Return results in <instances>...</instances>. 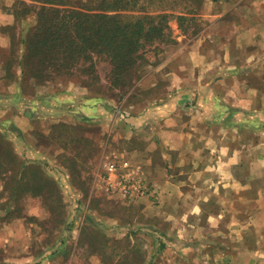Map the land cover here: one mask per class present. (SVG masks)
<instances>
[{"label":"crops","instance_id":"crops-1","mask_svg":"<svg viewBox=\"0 0 264 264\" xmlns=\"http://www.w3.org/2000/svg\"><path fill=\"white\" fill-rule=\"evenodd\" d=\"M12 2L0 0V63L12 46L13 35L5 30L17 25L8 9ZM199 9L200 14L187 17L192 25L204 20L195 34L193 27L181 28L174 21V41L160 47L156 64L146 66V76L171 79L167 86L171 90L163 97L124 102L117 109L113 99L90 92L86 85L60 83L51 91L53 97L29 98L34 109L22 112L14 101L21 70L14 66L15 77L1 82L0 123L22 134L30 151L36 146L27 140L29 131L48 135L61 123L93 122L104 128L122 122L119 135L144 143L130 150L140 164L126 160L121 168L128 167L140 177L158 175L162 189L172 190L165 199L170 196L178 210L189 213L192 204V211L202 207L218 221L235 217L239 246L260 256L264 250V0H202ZM33 13L25 14L18 40L34 27ZM159 13L165 12L151 14ZM0 72L4 73L1 64ZM62 102L70 106L67 111H58ZM35 105L44 110L37 112ZM199 183L206 188L203 195L184 187ZM194 199L202 201L201 206L192 203ZM20 217L0 220V251L8 254L0 263L30 264L29 255L22 252L29 242L28 228ZM247 232L254 238L250 242L244 237Z\"/></svg>","mask_w":264,"mask_h":264},{"label":"rangeland","instance_id":"rangeland-1","mask_svg":"<svg viewBox=\"0 0 264 264\" xmlns=\"http://www.w3.org/2000/svg\"><path fill=\"white\" fill-rule=\"evenodd\" d=\"M35 4L31 0H13L8 8L17 19L14 30H5L13 35L14 56H11L15 57V67L21 54L17 41L19 26L26 14L24 10ZM70 4L79 7L96 3L95 0H71ZM201 4L202 0H130L128 6L132 10L128 13L131 16L154 12L167 14L165 22L170 32L165 40L148 44L143 58L132 70H127L116 85L110 84L111 65L105 56L94 57L89 66L88 63L77 64L70 73L53 76L44 83L26 77L18 85L14 100L17 107L22 112L33 111L29 98L35 94L53 97L51 91L60 83L86 85L90 92L113 99L117 109L124 102L163 97L171 90L167 88L171 79L146 76V66L156 64L160 47L174 41V21L181 28L193 27V34L204 24V20H195L194 25L187 20L190 14L201 13ZM35 22L33 17L30 23L35 25ZM2 73L0 90L4 89ZM46 86L51 94L43 89ZM23 97L28 99H21ZM67 107L70 106L62 102L58 111H67ZM36 109L37 112L44 110L38 105ZM9 127V124L0 123V135H4V142L13 148L16 159L9 163L8 157L6 161L2 158L5 152L0 156V220L23 218L29 242L22 252L29 255L30 264H264V250L263 255L256 256L253 249L239 246L240 233L235 230V217L226 216L218 221L202 207L199 212L192 211V204L189 213L178 210L170 196L165 199L172 190L162 189L156 180L158 175L151 177L146 173V177H140L128 167L121 168L126 160L140 164L139 156H132L134 151L130 150L143 147L144 143L141 138L128 140L123 134L119 135L123 131L122 122L104 128L93 122L61 123L48 135L40 130L29 131L27 140L36 146L30 151L25 149L26 138L10 131ZM0 150L3 151L1 145ZM23 160L27 166L19 177L17 172ZM110 164H114V171L108 170ZM124 172L130 173L136 181H143L148 188L147 194L132 189L124 195L119 190ZM39 185L43 190H39ZM187 186L184 185L198 195L206 190L200 183ZM195 202L199 206L202 204L194 199L192 203ZM244 235L247 242L254 239L250 232ZM7 256L6 250L0 251V261Z\"/></svg>","mask_w":264,"mask_h":264},{"label":"trees","instance_id":"trees-1","mask_svg":"<svg viewBox=\"0 0 264 264\" xmlns=\"http://www.w3.org/2000/svg\"><path fill=\"white\" fill-rule=\"evenodd\" d=\"M31 1L36 3L35 7L27 6L24 13L35 11L36 24L23 31L17 41L23 49L17 62L21 70L20 83L26 77L44 83L53 76L70 73L77 64L88 63L89 66L94 57L105 56L111 65L110 84L116 85L120 77L143 58L148 44L165 40L170 32L165 13L129 15L130 0H95L96 4L79 7L72 6L71 0ZM11 55L14 56L12 46L3 64L2 79L7 81L15 77L16 61ZM9 128L11 131L12 126ZM0 145L3 148L0 156L5 152L2 155L5 161L6 157L9 163L15 161L16 154L4 142V135H0ZM26 166L21 161L17 176L23 175L21 170ZM8 169L10 167H5ZM12 197L15 198V194Z\"/></svg>","mask_w":264,"mask_h":264},{"label":"built area","instance_id":"built-area-1","mask_svg":"<svg viewBox=\"0 0 264 264\" xmlns=\"http://www.w3.org/2000/svg\"><path fill=\"white\" fill-rule=\"evenodd\" d=\"M109 171H114L115 166L114 164H110L108 166ZM119 190L122 191L124 195L128 194L132 189H136L140 194H147L148 188L143 181H136L134 180L130 173H122L121 174V181H120ZM151 192V191H150Z\"/></svg>","mask_w":264,"mask_h":264}]
</instances>
